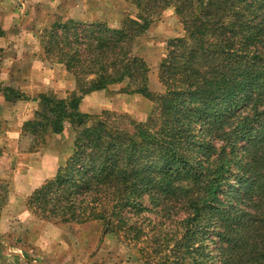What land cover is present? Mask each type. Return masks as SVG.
<instances>
[{
  "label": "trees",
  "instance_id": "trees-1",
  "mask_svg": "<svg viewBox=\"0 0 264 264\" xmlns=\"http://www.w3.org/2000/svg\"><path fill=\"white\" fill-rule=\"evenodd\" d=\"M121 1L117 27L58 18L40 34L42 60L74 88L36 96L21 152L66 130L73 144L26 210L57 227L97 225L101 241L115 239L140 264H264V0ZM167 9L183 36L166 45L155 93L138 42ZM116 85L152 103L146 121L80 110L85 96ZM1 92L27 99L13 84ZM239 140L248 145L238 152ZM160 212L166 222L147 216Z\"/></svg>",
  "mask_w": 264,
  "mask_h": 264
},
{
  "label": "rangeland",
  "instance_id": "rangeland-1",
  "mask_svg": "<svg viewBox=\"0 0 264 264\" xmlns=\"http://www.w3.org/2000/svg\"><path fill=\"white\" fill-rule=\"evenodd\" d=\"M86 5L88 6V4ZM36 6L37 8L29 9V14L32 15L27 19L26 26L34 31L35 27L37 28L33 37L37 40L39 54L43 59L39 37L42 30L56 19H73L87 24L92 21H103L111 27H117L125 13L126 5L121 0H103L95 8L94 14L90 16L93 10L86 8L87 17L81 18L71 17L73 8L74 10L80 9L74 3L67 4L65 2L58 6L48 3L36 4ZM181 36H183L181 25L173 10L167 9L138 42L139 53L150 69L148 85L155 93H160L163 90L158 78V64L165 54L166 45L169 40ZM43 62L45 61L43 60ZM45 63L55 71L56 76L59 69L53 68L48 62ZM122 86H111L105 91H100L97 99L87 103V108H94L92 109L94 111L89 113H100L103 110H108L119 114H128L139 122L146 121L152 103L140 95L120 93ZM46 91H52L56 94L54 89L46 88L43 92ZM56 95L63 98L66 94H62V96L60 92H57ZM67 142L73 144V135L68 137ZM242 144L248 145L240 140L237 141L236 149L238 152ZM242 155L243 153H239L238 158ZM167 206H174V209H178L181 203L174 202ZM160 213V215L148 214L147 216L150 219H155V216H158L159 219L162 218V221L166 222L161 217L166 213ZM7 215L9 216L8 213ZM174 218H181V215H176ZM33 219V224L32 221L26 224L23 219H16L18 222L16 228L0 235V264H140L137 262L135 253L115 239L106 238L101 241L100 227L97 225L88 224L78 230L76 227H57L48 222L38 221L34 217ZM213 233L214 230H208L207 240L210 250L215 251L217 236ZM214 255L218 260L216 253ZM209 264L216 263L212 259Z\"/></svg>",
  "mask_w": 264,
  "mask_h": 264
},
{
  "label": "crops",
  "instance_id": "crops-1",
  "mask_svg": "<svg viewBox=\"0 0 264 264\" xmlns=\"http://www.w3.org/2000/svg\"><path fill=\"white\" fill-rule=\"evenodd\" d=\"M102 1L0 0V29L3 31L0 37V235L14 230L18 224L16 219L33 224V216L25 208L27 197L45 179L54 176L72 147L71 142L66 143L68 137H72L66 130L62 135L50 136L36 153L21 152L22 127L38 107L36 96L46 88L61 95L74 88L67 73L59 70L55 76V71L41 59L37 40L33 37L37 28L34 31L26 26L32 15L29 9L37 8L36 4L74 3L80 9L72 7L71 17L81 18L87 17L86 8L93 10L90 16L94 14ZM7 84H13L27 99L7 101L1 92V85ZM98 95L99 92H95L85 96L80 110L94 111V108H87V103L97 99Z\"/></svg>",
  "mask_w": 264,
  "mask_h": 264
}]
</instances>
